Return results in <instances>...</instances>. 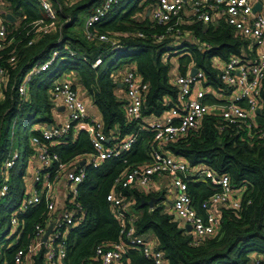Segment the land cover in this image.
I'll return each mask as SVG.
<instances>
[{
	"label": "trees",
	"instance_id": "trees-1",
	"mask_svg": "<svg viewBox=\"0 0 264 264\" xmlns=\"http://www.w3.org/2000/svg\"><path fill=\"white\" fill-rule=\"evenodd\" d=\"M104 1L57 0L53 3L55 28L36 37L31 34L30 24L38 20L51 21L38 3L35 0H3L5 11L14 17L16 24L10 25L13 42L0 51V69L5 72V82L0 84V186L13 137L25 141V154L30 157L34 151L29 147V138L39 136L34 127L53 123L54 107L49 92L52 84L65 73L73 72L77 85L89 96L91 105L99 113L103 133L112 139L109 145L134 133L137 135L129 151L105 160L98 169L86 168L77 195L85 218L67 236L65 264H87L96 246L119 241L120 228L106 196L125 171L150 162L152 133L138 131L137 123L126 119L125 103L118 98L115 77L133 69L148 85L143 119H157L169 109L166 98L172 102L177 98V88L171 81L175 72L174 57H177L175 64L179 75H186L190 67H195L204 73L206 86L220 90L222 84L212 59L243 56L248 54L250 47V41L235 33L222 19L206 24L193 21L180 27L183 36L187 37L178 45L173 36L158 41L157 37L164 35L165 28L152 23L148 15L155 0H119L90 29L94 37L86 39L85 20ZM259 1L264 3V0ZM141 2L143 4L139 6ZM99 35H106L120 49L112 50L110 42L98 40ZM30 40L33 43L28 45ZM54 51L60 53L54 64L36 75L28 86L26 98L21 97L18 87L26 74ZM12 55L15 61L9 62ZM97 59L101 62L93 67ZM261 95L262 109L257 121L264 128V84ZM163 149L183 158L190 167L203 165L217 175H226L236 189L244 187L242 206L238 212L221 208L219 231L194 244L191 233L159 204L161 198L151 210L141 204L142 200L149 201L162 194H147L136 188L116 189L133 200L130 214L136 217V235L152 237L166 264H250L252 255L261 257L259 264H264V138H258L254 133L238 134L232 128L220 131L218 117L209 115L199 129ZM51 152L64 163L92 152L87 131L79 130L74 135L71 129L59 145L51 147ZM25 167L20 164L18 154L13 168L7 173L8 193L0 198V226L7 221L6 211L11 212L18 206L28 177ZM187 191L199 214L203 213L201 204L215 193L207 180L197 179L188 181ZM44 211L45 205L40 203L19 216L21 234L5 241L0 239V263L13 264L16 250L28 243L33 226L41 222ZM30 262L45 264L44 250L40 249ZM124 263L151 264L135 249L126 253Z\"/></svg>",
	"mask_w": 264,
	"mask_h": 264
},
{
	"label": "built area",
	"instance_id": "built-area-1",
	"mask_svg": "<svg viewBox=\"0 0 264 264\" xmlns=\"http://www.w3.org/2000/svg\"><path fill=\"white\" fill-rule=\"evenodd\" d=\"M35 1L51 20L50 23L38 20L30 24L31 34L37 37L46 35L55 28L53 3L57 0ZM118 2L119 0H105L86 18V39L94 37L90 29ZM258 2L261 9L254 13L253 7ZM7 14L10 13L5 11L4 2L0 0V51L13 42L10 37V25L16 24V20L8 21ZM148 15L152 23L165 28L164 35L157 37V40L173 36L177 45L187 37L183 36L180 27L193 21L206 24L217 23L222 19L235 33L250 41L248 51L252 52L254 49L255 55L249 53L243 56H229L226 60L214 57L212 64L218 72L223 88L220 90L206 86L204 73L195 67H190L186 75H179L175 62L171 81L177 88V98L175 102L166 98L169 109L157 119H143L142 109L148 85L133 69H128L122 75L120 83L125 88L126 119L136 122L138 131L152 133L150 162L143 167L125 171L115 180L113 190L106 196V201L111 205L114 219L120 228L119 241L96 246L93 257L87 264H125L124 257L132 249L139 251L151 264H166L152 237L136 235V217L130 214L133 200L117 192L118 189L139 188L147 192L154 179L167 177L168 195L172 199L174 214L184 228L191 227L194 244L214 236L219 231L221 208L240 211L244 187L234 188L226 175H217L203 165L190 167L183 158L165 151V145L175 143L186 137L189 132L199 129L205 117L209 115L218 117L220 131L232 128L238 134L254 133L258 138H264V128H261L257 121V115L262 109L261 94L264 84V3L259 0H155ZM138 36L141 37V34ZM97 38L99 41L110 42L112 50L120 49L119 45L109 40L106 35H99ZM32 43L30 40L28 45ZM59 54L54 51L49 59L30 69L18 87L21 97L26 98L28 86L33 78L47 71ZM69 54L73 55L71 51ZM168 56L169 54L165 57ZM14 61L15 56H10L9 62ZM100 62L101 60L97 59L92 66L96 67ZM192 69L197 70L193 76L190 75ZM4 82L5 72L0 69V84ZM49 97L53 104L60 103L63 106L67 112V121L59 127H41L39 130L36 128L39 136H33L31 139L34 151L32 160L29 161L31 173L27 174L26 186L14 215L9 217L11 236L21 234L20 215L40 203H44L45 211L40 217L41 222L33 226L28 243L16 250L13 264H31V257L40 249L44 250L45 264H65L67 236L85 218V210L77 202V195L78 186L85 179L86 168L98 169L105 160L119 157L129 151L136 142L137 135L134 133L118 143L109 145L112 139L103 133L100 121L87 116V106L69 78L54 82ZM71 129L74 135L79 130L87 131L92 152L64 163L57 154L51 152V147L59 145ZM17 156V152L10 153L3 165L0 198L8 193L7 173L13 168ZM81 163L83 165H80ZM190 179L207 180L215 189V193L201 204L202 214L193 207L188 195L187 183ZM49 226L52 227L51 232L44 241ZM0 264L7 262L2 261ZM253 264H259V261Z\"/></svg>",
	"mask_w": 264,
	"mask_h": 264
},
{
	"label": "crops",
	"instance_id": "crops-1",
	"mask_svg": "<svg viewBox=\"0 0 264 264\" xmlns=\"http://www.w3.org/2000/svg\"><path fill=\"white\" fill-rule=\"evenodd\" d=\"M254 52H255L254 49L252 50V52H250L249 50L248 54L251 53L250 55H255ZM123 74H120L118 77H115V80H117V83H118V86H117V88L119 89V91L117 92L118 98L121 101L125 102V90H124L125 88L120 83V79ZM60 78L61 79H58L55 82L61 81L62 79H65V78L67 79L69 78L71 80L73 85H75V89L77 90L80 97L82 98V100L85 102L87 106V116L94 120L99 121L100 116H99L98 111L91 105V100L89 96L86 95L84 88L81 87L80 85H77L75 74L73 72L70 74L65 73ZM53 107H54L52 111L53 123L51 125L36 126L34 127V129L38 128L39 130L41 129V127L46 128L48 126L59 127L67 121V112L64 110L63 106L60 103H58L57 105L53 104ZM127 137H125V139ZM168 188H169V179L167 177H159L153 180V182L150 184L149 189L145 193L162 194L161 196H159L162 199V201L159 204L163 205L165 207V211L173 214L175 218V214H174L173 207H172V199H171V196L168 195ZM136 189L139 191H143L139 188H136ZM176 220H178L181 223L179 219H176ZM251 258H252V261L250 264H253L255 261H262V258L256 255H252Z\"/></svg>",
	"mask_w": 264,
	"mask_h": 264
},
{
	"label": "rangeland",
	"instance_id": "rangeland-1",
	"mask_svg": "<svg viewBox=\"0 0 264 264\" xmlns=\"http://www.w3.org/2000/svg\"><path fill=\"white\" fill-rule=\"evenodd\" d=\"M72 1L76 2V0H72ZM142 4H143V2H141L139 4V6H141ZM138 19H141V17L138 16ZM51 55H52V53L49 55V57L47 59H49L51 57ZM176 60H177V57H174L173 62L175 63ZM59 79H61V78H59ZM31 139H32V137L29 138V147H32L31 146ZM25 147H26V144H25L24 140H18V138L16 136L13 137L12 142H11V150H12L11 153L17 152L19 154L20 164H22L23 167H25V165H26L24 172L26 174H30L31 173V165H30L29 161L32 160V155L30 157L29 156L27 157V155L25 154ZM21 197H22V194L20 195L19 201L21 200ZM17 200H18V198H17ZM2 202L5 203V200H3ZM16 208H17V205L11 212L9 210L6 211L7 212V214H6L7 215V221L0 226V239L3 238L4 241L10 239V237H11L12 233H11V229L9 228V217L11 216V214L14 215ZM12 241H10V243L13 244ZM14 242H15V240H14Z\"/></svg>",
	"mask_w": 264,
	"mask_h": 264
},
{
	"label": "water",
	"instance_id": "water-1",
	"mask_svg": "<svg viewBox=\"0 0 264 264\" xmlns=\"http://www.w3.org/2000/svg\"><path fill=\"white\" fill-rule=\"evenodd\" d=\"M260 9H261V4L258 2V3H256V4L254 5V7H253V12L256 13V12H258ZM6 18H7V20L10 21V22H14V21H15L14 17H13L11 14H7V15H6ZM196 72H197L196 69H192L190 75L193 76L194 74H196ZM48 128H49V127H48ZM80 165H83V163H81ZM159 200H160V197H157V198H154V197H153V198H151L149 201L142 200V201H141V204H142V205H145L146 207H148V208L151 210V209H153V208L156 206V204H157V202H158ZM175 218L178 219V217H176V216H175ZM51 228H52V227L49 226V228L47 229V232H46L45 235H44V241H46L48 235L50 234V232H51ZM185 229H186L187 232H190V231H191V227H190V226H186Z\"/></svg>",
	"mask_w": 264,
	"mask_h": 264
}]
</instances>
